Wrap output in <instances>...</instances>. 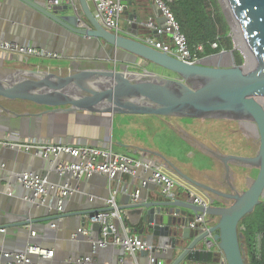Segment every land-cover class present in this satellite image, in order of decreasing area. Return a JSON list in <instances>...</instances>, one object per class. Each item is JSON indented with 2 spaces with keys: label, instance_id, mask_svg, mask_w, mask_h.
Wrapping results in <instances>:
<instances>
[{
  "label": "water",
  "instance_id": "water-1",
  "mask_svg": "<svg viewBox=\"0 0 264 264\" xmlns=\"http://www.w3.org/2000/svg\"><path fill=\"white\" fill-rule=\"evenodd\" d=\"M131 2L132 0H122L125 4L123 13L130 20L122 30L123 34H117L101 26L93 16V5L89 0H73L69 5L36 9L66 32L97 44L104 43V49L108 51L109 56L115 54L117 50H124L132 55V58L149 60L176 73L177 77H167L147 69L141 72L122 71L115 66L105 69L84 68L66 75L52 71L17 69L7 76L0 77V97L26 100L50 107L45 112L80 111L108 114L110 118L114 114L212 117L256 124L259 130V148L255 156L248 158L217 155L226 169L229 161L257 167L255 178L243 192L222 191L196 180L190 170L184 172L167 162V166L187 185L182 187L180 193L174 198H168L158 185L149 181L151 170L142 175L140 173L142 170L139 169L131 176V181L123 184V200L117 204L125 234L131 231L137 233L139 238L153 247L152 254L164 264H182L183 261L192 264H217L216 253L204 244V238L209 233H212L213 240L217 241L226 264H245L237 225L244 215L252 212L264 194V0H226L236 20L241 39L249 52L248 66H246L248 58L242 48H238L244 56L241 65L234 63L231 66H217L206 62L189 64L142 43L138 39V34L144 29H140L138 22L133 20L137 16L136 12L128 11ZM218 2L223 9L221 1ZM152 10L158 16V21L164 20L161 11L154 4ZM224 15L232 32L225 12ZM232 40L235 49L233 37ZM110 49L113 51L110 52ZM233 49L229 51L230 54ZM222 52L224 51L219 53ZM110 58L114 62L117 61L116 55ZM101 176L107 180L106 175ZM119 176L120 174H117L113 180ZM83 182H75L76 187L79 188ZM191 188L203 190L211 197L205 207L194 202L196 195ZM135 190H138L139 194L133 198L131 194ZM109 193L110 189L108 195L103 198L104 202ZM212 195L229 198L232 202L227 206H214L212 202L215 197ZM68 199L70 197L65 200L60 212L57 211L56 204H52V209L49 210L47 204L27 203L30 205L29 210L35 207L47 211L49 217L42 220H47L52 228H59V221L62 218L74 215L66 211L65 204ZM109 209L106 203L102 209L85 208L77 213L82 216L80 225L85 224L86 215ZM198 212H204L210 217L217 216L218 221L207 226L206 230L190 229L188 223ZM121 213L126 217L122 218ZM29 214L27 213L26 217H29ZM38 221L40 220H24L22 224L19 222V225L28 229ZM92 230L95 233L93 240H97L100 226L93 224ZM80 240L85 238L79 235L76 241ZM90 246L93 252L98 249L93 247L92 243ZM155 246L160 249L164 246L167 248L165 251L156 252ZM118 248L121 254H118L111 264H117L119 256L124 255L122 246ZM177 248H180V251L175 255ZM80 257L84 256L72 259ZM90 257L92 262L86 264H98L92 256Z\"/></svg>",
  "mask_w": 264,
  "mask_h": 264
},
{
  "label": "crops",
  "instance_id": "crops-1",
  "mask_svg": "<svg viewBox=\"0 0 264 264\" xmlns=\"http://www.w3.org/2000/svg\"><path fill=\"white\" fill-rule=\"evenodd\" d=\"M46 1L0 0V40L18 43L26 41L34 47L58 52L60 57L49 59L30 56L27 59L18 60L13 53L0 52V77L7 76L17 69L54 71L49 65L43 67L40 61H32V58L56 60L58 65L55 70L71 72L84 68H111L109 64L118 70L128 71L129 66L134 65L132 55L128 52L117 50L115 54L112 53L110 56L115 57L116 55L117 58V61L114 62L108 55V51L104 49V43L97 44L92 40L79 38L66 32L54 21L42 15L36 8H45ZM144 2L146 5L142 6ZM62 5L65 3L60 6ZM152 5V0H132L129 6H135L132 11L136 12L137 19L141 18L146 21L148 18L156 17ZM120 19L124 21V27H122L124 30L128 17L123 13ZM143 32L138 34V39H141L146 33ZM109 51L113 50L110 49ZM142 63H145L143 59L136 58L137 66L142 65ZM138 71H143V69H138ZM7 100L5 104H1L0 101V139L81 144L102 148L108 147L110 143L111 149L115 153L153 159L161 166L163 173L182 185L187 186L182 179L175 175L173 169L167 166V162L176 167L183 166L185 172L190 170L196 180L202 183L213 187H224V183L221 182L222 184H220L217 180L220 181L225 166L213 155L210 156L203 151L199 152L206 164L198 172L196 171L200 170L198 167L188 163L184 164L176 157L163 156L159 151L148 149L142 145L118 143L121 149L115 150L111 131L113 117L110 118L108 114H92L80 111L45 112L50 107L26 100ZM172 122L175 134L182 138L183 133L180 132L182 128L176 122ZM177 126H179L180 131L176 130ZM191 138L195 140L193 135ZM183 140L186 142L185 138ZM142 154H146V156ZM63 158L68 159V156L63 155ZM50 164L49 161L29 154L9 149L0 150V228L4 227L5 229L4 232H0V249L20 251L24 249L27 243L32 242L43 248L53 250L51 258L39 259L37 260L38 264H65L68 259L79 256H92L94 261L99 264L113 263L116 256L121 254L119 246L109 245L107 248H98L96 252H93L89 241L86 239L74 241L69 237L71 232L81 224L82 216L77 214L78 212L85 208H105L103 198L108 195V189L117 188L115 202L119 205L123 200V184L132 180L131 175L120 174L118 179L111 181L105 180L101 175H94L89 181L80 183L76 193L65 204L66 211L74 213V215L62 218L59 221V228H52L47 220H42L49 217L47 211L35 207H31L29 210L30 205L23 199L26 191L16 180L18 173L33 171L42 176H47L57 186L64 184L66 179L54 173ZM140 173L144 174L143 171ZM74 185L76 186V183ZM234 187L236 186L234 185ZM181 189L182 187L176 186L174 191L178 194ZM191 190L206 201L211 200V197H208L204 191L196 188H191ZM55 198V191H50L47 196L49 202L54 201ZM27 213H30L29 217H26ZM121 215L122 218L126 217L122 213ZM207 218L206 216V225H213L208 223ZM29 219L40 221L34 222L28 229L19 225V222L22 224L24 220ZM116 223L120 234H125L121 218ZM30 231H35L34 236L30 234ZM92 235H95L94 231H92ZM129 235L138 236L132 231L129 232ZM123 257V264H146L147 262L146 254L143 253H136L134 256L124 253Z\"/></svg>",
  "mask_w": 264,
  "mask_h": 264
},
{
  "label": "built area",
  "instance_id": "built-area-1",
  "mask_svg": "<svg viewBox=\"0 0 264 264\" xmlns=\"http://www.w3.org/2000/svg\"><path fill=\"white\" fill-rule=\"evenodd\" d=\"M89 1L92 2L93 5V16L101 26L117 34L122 32V29L119 27V21L125 8V4L122 3V0ZM152 1L154 6L161 11V16L164 20L161 22L158 21L157 15L155 18L146 19V21H141L137 19V17L133 19L138 22L139 26L144 27L146 30V33L140 39L142 43L189 64L208 62L213 57L220 56L226 52L225 50H221L224 52L200 57L198 52L202 51V45H198L196 47V52H192L188 46L187 38L180 31V26L167 4L168 0ZM62 3L69 5L73 3V0H47L46 8L51 9L54 6H60ZM127 22H130V20L128 19ZM158 36L168 37L171 42L166 43L159 39ZM211 47L216 48L217 44L212 43ZM0 52L13 53L18 60L27 59L30 56L49 59L60 57L58 52L34 47L26 41L18 43L0 40ZM1 149L25 153L49 161L51 163V170L59 177H64L66 179L64 184L57 186L55 183L51 182L47 176H42L33 171H25L16 175V180L26 191V195L23 197L26 202H35L39 205L47 204L49 210L52 209V204H56L58 212L62 211L65 200L76 193L77 187L74 183L88 181L94 175H106L107 179L111 181L117 174H129L132 176L139 169H141L144 174L151 170L149 181L158 185L161 192L168 198H174L176 196L174 191L176 186H184L163 173L161 166L153 159L142 156L133 157L124 153H115L112 151L110 143L108 147L102 148L91 145L49 143L34 140L15 141L3 138L0 139V150ZM63 155L68 156V159H64ZM143 156H146V154ZM144 185L145 182H143V186ZM53 190L55 191L56 198L54 201L49 202L47 196L49 192ZM117 192V188L110 189L109 196L105 201L110 209L86 215L85 224L78 227L76 231L71 234L70 239L75 241L80 235L89 241V243H92L93 247L104 248L109 245L122 246L124 253L131 256H134L136 253H146V264H164L161 259L152 254L153 247L149 246L145 240L139 238L137 235L120 234L118 224L116 223L120 218L115 202ZM138 194L139 191L135 190L131 195L133 198H136ZM194 202L204 207L208 204V201L198 195L195 196ZM206 216L204 212H198L193 217V220L188 223L189 228H202L206 230ZM93 224H98L100 226L97 240H93ZM4 231V228H0V232ZM30 234L34 236L35 231H30ZM204 244L205 247L216 253L217 264H226V259L218 247L217 241L213 240L212 233H209L208 236L204 238ZM214 245L217 246L215 251L212 249ZM166 248L167 246L161 249L156 246L154 247L156 252L165 251ZM218 253H220V256H218ZM52 256L53 250L29 242L24 249L20 251L0 249V264H38L37 260L51 258ZM90 262H92V258L90 256H84L77 259H68L65 264H86ZM123 263L124 257L122 256L118 259L117 264Z\"/></svg>",
  "mask_w": 264,
  "mask_h": 264
},
{
  "label": "rangeland",
  "instance_id": "rangeland-1",
  "mask_svg": "<svg viewBox=\"0 0 264 264\" xmlns=\"http://www.w3.org/2000/svg\"><path fill=\"white\" fill-rule=\"evenodd\" d=\"M145 5L146 2L142 3V6ZM133 7L135 6H129L128 11L131 12L133 10ZM220 8L221 12L224 15L221 5ZM224 18L226 20L225 15ZM119 27L120 29H123V19H120ZM230 32L231 31H229V33ZM119 33L123 34L121 32ZM233 50H237L243 56L238 47ZM233 58V51L232 54H230L229 51L226 50V52L222 55L215 56L212 59L210 58L211 60L206 63L217 66H231L234 64ZM132 59L134 65H130L128 71L141 72L137 70L147 69L148 71H152L156 74L164 75L167 77H177L176 73L169 71L159 65H156L149 60L143 59L145 63L137 66L136 58L133 57ZM32 61H40L43 67L49 65L52 70H54L52 72L56 74L66 75L71 72L67 70H55L57 69L58 65V61L56 60L32 58ZM109 65V67H113V65ZM0 101L1 104H5L8 100L6 98L0 97ZM172 121L176 122L182 128V130L180 131L179 126H177L176 130L184 133L183 136H187L185 134L186 132L195 137V140H193V138H191V135L187 136L191 144L195 142V144L197 145H202V147L200 146V149H203L205 147L216 152L218 155H232L237 157L249 158L255 156L259 148V136H257L259 134H257L258 129L256 127V124L255 129H253L252 133L251 130H247L245 125L236 120L212 117L186 118L169 116L165 117L151 114H114L111 122L114 149H121V147L118 146V143L138 144L148 149L157 150L163 156L176 157L181 162H184V164L188 163L194 167H198L201 170L206 162L203 160L201 154L199 153L200 151L193 148L191 145H187L183 138H180L175 134V129L173 127L174 125H172ZM252 126H254L253 123H251V127ZM216 158L218 159V157ZM248 167V165L242 162L235 161H229L227 169L225 167L226 171H228L229 169L235 174V181L231 183L232 185L236 186L234 187L235 191L243 192L247 188L248 184H250L251 180L255 178L257 167L254 166L255 170L251 174L248 171ZM179 168L185 172L183 166H180ZM250 176L251 178L249 180V183H247V178H249ZM222 188L224 189V187ZM205 193L207 194V192ZM260 200L264 201V194L261 196ZM230 203V199H226L225 202L224 199L215 197L212 205L215 204L223 206ZM207 217L209 224H214L218 221L217 216ZM256 239L259 240L260 235H257ZM212 249L215 251L217 249V246L214 245ZM179 251L180 248H177L175 251V255H177ZM218 256H220V253H218ZM182 264H192V262L190 263L187 261H183Z\"/></svg>",
  "mask_w": 264,
  "mask_h": 264
},
{
  "label": "trees",
  "instance_id": "trees-1",
  "mask_svg": "<svg viewBox=\"0 0 264 264\" xmlns=\"http://www.w3.org/2000/svg\"><path fill=\"white\" fill-rule=\"evenodd\" d=\"M167 4L180 26V31L187 38L192 52H196L198 45L203 47L202 51L198 52L200 57L233 49V42L229 36L230 29L218 0H168ZM140 29L144 27L141 26ZM158 38L166 43L171 42L168 37ZM212 43H216L217 47L212 48ZM233 57L235 64H242L243 56L237 50H233ZM237 231L244 263L264 264V201L260 200L251 213L239 220ZM257 235H260L259 240L256 239Z\"/></svg>",
  "mask_w": 264,
  "mask_h": 264
},
{
  "label": "flooded vegetation",
  "instance_id": "flooded-vegetation-1",
  "mask_svg": "<svg viewBox=\"0 0 264 264\" xmlns=\"http://www.w3.org/2000/svg\"><path fill=\"white\" fill-rule=\"evenodd\" d=\"M237 121V120H236ZM239 122H241V121H239ZM243 125H245V127L247 128V130L249 129V130H251L252 131V133H253V129H255V125L254 126H252L251 127V123L252 122H248V121H243V122H241ZM257 132V131H256ZM255 132V133H256ZM184 134V133H183ZM185 134L187 135V136H190V134L189 133H186L185 132ZM257 134H258V132H257ZM181 136V135H180ZM187 136H182V138L184 139L185 138V140H186V144L187 145H191L193 148H195V149H197V150H199V151H203L204 153H208V155H210V156H214V157H217V153L216 152H214V151H212L211 149H208V148H203V149H200V146L202 147V145H197V144H195V142L194 143H190L189 142V140H188V137ZM257 136H259V135H257ZM194 145H196V146H194ZM220 161V160H219ZM220 162H222V161H220ZM223 164V163H222ZM223 166H224V164H223ZM249 167H248V171H249V173L251 174L255 169H254V166H250V165H248ZM235 174H234V172H231L229 169H228V171H226V169H225V171H224V173H223V175H222V177L220 178V181L222 182V183H224L223 185H224V189L222 188V187H215V188H217V189H221L222 191H225V192H228V193H235V192H238V191H235V189H234V185H232L231 183H233L234 181H235ZM250 178H251V176L249 177V178H247V183H249V180H250ZM254 179V178H253ZM252 179V180H253ZM252 180H251V182H252ZM250 182V183H251ZM222 183H220V184H222ZM250 184H248V186H249ZM247 186V187H248ZM231 191H234V192H231ZM238 193H241V192H238ZM206 194V193H205ZM213 197H217V198H222V199H224V201L226 202V199H229V198H223V197H219V196H215V195H212ZM231 200V199H230ZM231 202H232V200H231Z\"/></svg>",
  "mask_w": 264,
  "mask_h": 264
},
{
  "label": "bare ground",
  "instance_id": "bare-ground-1",
  "mask_svg": "<svg viewBox=\"0 0 264 264\" xmlns=\"http://www.w3.org/2000/svg\"><path fill=\"white\" fill-rule=\"evenodd\" d=\"M221 1V4L223 6V9H224V12L230 22V25H231V28H232V32L231 34H233V38H234V42H235V45H236V48H242V50H244V52L246 53L247 55V58H248V62H247V65H250V56H249V52L246 48V46L244 45L242 39H241V36H240V32L238 30V27H237V23H236V20L233 16V13L230 9V7L228 6L226 0H220ZM245 68H248V67H245ZM257 127V126H256ZM258 129V128H257ZM258 133H259V130H258Z\"/></svg>",
  "mask_w": 264,
  "mask_h": 264
}]
</instances>
